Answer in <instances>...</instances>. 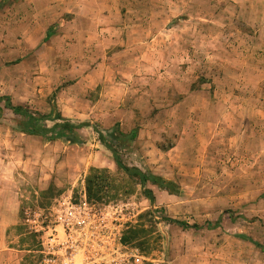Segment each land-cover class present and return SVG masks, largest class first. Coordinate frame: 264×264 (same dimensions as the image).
Returning a JSON list of instances; mask_svg holds the SVG:
<instances>
[{"label":"rangeland","instance_id":"rangeland-1","mask_svg":"<svg viewBox=\"0 0 264 264\" xmlns=\"http://www.w3.org/2000/svg\"><path fill=\"white\" fill-rule=\"evenodd\" d=\"M30 1L0 0V98L91 127L29 136L2 102L0 264H41L36 231L91 175L124 209L128 264H264V0ZM107 23L130 29L100 42ZM94 127L179 194L148 183L151 203Z\"/></svg>","mask_w":264,"mask_h":264},{"label":"built area","instance_id":"built-area-1","mask_svg":"<svg viewBox=\"0 0 264 264\" xmlns=\"http://www.w3.org/2000/svg\"><path fill=\"white\" fill-rule=\"evenodd\" d=\"M41 235V264H128L137 255L123 244L124 209L63 198ZM29 222V219H28Z\"/></svg>","mask_w":264,"mask_h":264},{"label":"trees","instance_id":"trees-1","mask_svg":"<svg viewBox=\"0 0 264 264\" xmlns=\"http://www.w3.org/2000/svg\"><path fill=\"white\" fill-rule=\"evenodd\" d=\"M4 2H9V0H4ZM4 101L5 109L11 111L15 116H19L24 119L21 131L22 133L29 136H47L54 133L56 130H59L64 135L75 136L80 130L91 127L90 123H82L78 125L74 124L64 118L60 112L56 115H42L40 113H33L25 107L15 106L9 97L0 98V118L3 113V107L1 104ZM48 122L54 123L53 127L49 128L47 126ZM94 130L99 136L100 143L112 153L117 168L129 178L138 180L139 184L144 189V195L151 203L155 202V195L152 190L146 188L148 183H152L154 186H157L159 189L166 191L171 195L179 194V186L176 183L166 181L161 177H149L138 168L129 167L124 163L123 159L119 155L117 147L129 140V136L120 132L119 128H116L117 133L114 135V141H109L105 134L98 127H94ZM132 138H134V136H132ZM105 188V182L99 176L91 175L88 177L86 180L88 201L101 203L104 198L102 194L105 191ZM169 222L179 224L184 229L199 230L201 228L199 225H189L187 223L174 221L172 219H169ZM218 226L219 223H217L215 226L208 224V228H214ZM130 241L131 237L124 236V244H129Z\"/></svg>","mask_w":264,"mask_h":264},{"label":"crops","instance_id":"crops-1","mask_svg":"<svg viewBox=\"0 0 264 264\" xmlns=\"http://www.w3.org/2000/svg\"><path fill=\"white\" fill-rule=\"evenodd\" d=\"M1 1H3V0H1ZM26 1H28V0H26ZM30 2H33L36 6V8L38 7V5H39V3H40V1L39 0H32V1H30ZM120 25L119 26H121V27H124V28H116V26L115 25H111V24H108L107 23V25H105L104 26V28H102L101 29V32L99 33L98 31V29H97V31H96V36H98V38H99V40H100V42H102L103 40H106V36H104V31L106 30V29H109V30H116V29H118V31H123L124 32V30L125 29H130L129 27V25L130 24H128V23H119ZM95 29H96V27H95ZM123 32H122V34H123ZM121 34V33H120ZM102 78V77H101ZM0 89L1 90H3V91H7L8 90V85H7V83H5V82H1L0 83ZM121 86H123V87H126V85L125 84H123V85H121ZM2 255H4V254H2V253H0V256H2Z\"/></svg>","mask_w":264,"mask_h":264}]
</instances>
